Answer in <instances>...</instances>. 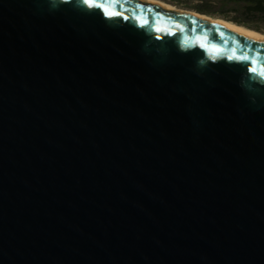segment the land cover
Returning a JSON list of instances; mask_svg holds the SVG:
<instances>
[{
    "label": "water",
    "instance_id": "95a60500",
    "mask_svg": "<svg viewBox=\"0 0 264 264\" xmlns=\"http://www.w3.org/2000/svg\"><path fill=\"white\" fill-rule=\"evenodd\" d=\"M196 14L0 0V264H264V39Z\"/></svg>",
    "mask_w": 264,
    "mask_h": 264
},
{
    "label": "trees",
    "instance_id": "16d2710c",
    "mask_svg": "<svg viewBox=\"0 0 264 264\" xmlns=\"http://www.w3.org/2000/svg\"><path fill=\"white\" fill-rule=\"evenodd\" d=\"M264 33V0H162Z\"/></svg>",
    "mask_w": 264,
    "mask_h": 264
},
{
    "label": "bare ground",
    "instance_id": "6f19581e",
    "mask_svg": "<svg viewBox=\"0 0 264 264\" xmlns=\"http://www.w3.org/2000/svg\"><path fill=\"white\" fill-rule=\"evenodd\" d=\"M147 1H151V2H158L160 1L161 3H167V2H164L162 0H147ZM168 6H171L173 7L171 4L167 3ZM196 16H198L199 18L201 19H209V20H214L215 23H221V24H225L227 26H230L231 28L239 31L240 29L244 30L246 33L254 36V37H257V38H262L264 39V34L261 33V32H258L254 29H250V28H247V27H244V26H241V25H236L235 23L233 22H227V21H224V20H221V19H218V18H212V17H209L207 15H201V14H196Z\"/></svg>",
    "mask_w": 264,
    "mask_h": 264
},
{
    "label": "snow or ice",
    "instance_id": "6c2138e0",
    "mask_svg": "<svg viewBox=\"0 0 264 264\" xmlns=\"http://www.w3.org/2000/svg\"><path fill=\"white\" fill-rule=\"evenodd\" d=\"M86 2H89V0H86ZM105 10L108 11V9H105ZM116 14H117V13L109 12V15H116ZM252 70L255 71L256 69L253 68ZM262 74H264V73H262Z\"/></svg>",
    "mask_w": 264,
    "mask_h": 264
},
{
    "label": "rangeland",
    "instance_id": "374dc122",
    "mask_svg": "<svg viewBox=\"0 0 264 264\" xmlns=\"http://www.w3.org/2000/svg\"><path fill=\"white\" fill-rule=\"evenodd\" d=\"M170 4V3H169ZM172 5V4H171ZM172 6H174V5H172ZM264 34V33H263Z\"/></svg>",
    "mask_w": 264,
    "mask_h": 264
}]
</instances>
